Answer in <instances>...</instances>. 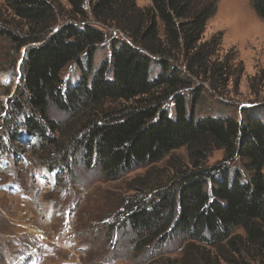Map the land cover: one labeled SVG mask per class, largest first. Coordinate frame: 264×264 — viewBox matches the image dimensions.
Segmentation results:
<instances>
[{"label": "trees", "instance_id": "16d2710c", "mask_svg": "<svg viewBox=\"0 0 264 264\" xmlns=\"http://www.w3.org/2000/svg\"><path fill=\"white\" fill-rule=\"evenodd\" d=\"M219 1L150 0L140 7L136 0H3L23 30L0 34L28 47L9 106L10 120L21 116L25 133L43 144H57L50 129L72 139L86 162L113 180L186 150L189 164L177 170L174 184L158 186L156 197L136 203L123 221L136 235V250L180 238L182 255L171 264L264 263L260 109H246L241 123L197 118L198 92L191 100L184 94L192 79L225 91L241 67L236 52L221 54L222 34L203 39ZM252 7L264 20V0H252ZM109 29L123 35L112 40L110 57L65 91L62 73L85 60L91 68ZM169 100L174 116L165 108ZM52 106L68 114L64 126L50 118ZM18 130H10L16 141ZM214 151H223L225 161L241 160L244 173L208 167Z\"/></svg>", "mask_w": 264, "mask_h": 264}, {"label": "rangeland", "instance_id": "374dc122", "mask_svg": "<svg viewBox=\"0 0 264 264\" xmlns=\"http://www.w3.org/2000/svg\"><path fill=\"white\" fill-rule=\"evenodd\" d=\"M136 2L140 7L151 3ZM0 28L19 34L23 30L3 0ZM217 34L223 36L221 54L236 52L241 67L236 68L225 91L192 79L184 94L191 100L192 93L198 92L196 117H230L241 123L244 111L256 107L264 119V20L255 13L252 0H220L203 39ZM117 37L123 35L106 30V42L95 51L91 68L85 60L83 68L72 64L65 69V91L85 74L91 77L105 63ZM27 48L0 34V264H171L178 260L184 244L180 238H172L162 248L136 250V235L123 221L136 203L155 198L158 186L174 184V174L189 164L186 150L172 152L152 167L134 169L113 180L94 161L88 164L72 139L66 140L51 129L58 145L43 144L29 136L20 127L23 118L14 123L9 116ZM165 108L175 115L171 100ZM49 116L61 126L70 120L54 106ZM12 128L19 129L20 141L11 138ZM224 155L223 151L212 152L206 165L226 164L232 174L244 173L241 160L225 161ZM257 261L248 264H264Z\"/></svg>", "mask_w": 264, "mask_h": 264}]
</instances>
